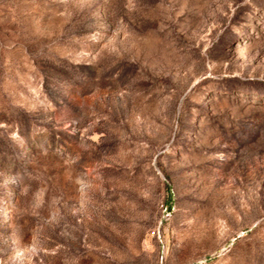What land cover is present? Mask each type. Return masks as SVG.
<instances>
[{"label":"rangeland","instance_id":"rangeland-1","mask_svg":"<svg viewBox=\"0 0 264 264\" xmlns=\"http://www.w3.org/2000/svg\"><path fill=\"white\" fill-rule=\"evenodd\" d=\"M0 264H264V0H0Z\"/></svg>","mask_w":264,"mask_h":264}]
</instances>
